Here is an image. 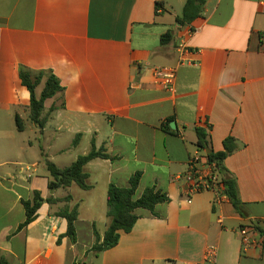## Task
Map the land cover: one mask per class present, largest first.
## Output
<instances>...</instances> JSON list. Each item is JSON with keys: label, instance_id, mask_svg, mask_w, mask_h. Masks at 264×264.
<instances>
[{"label": "crops", "instance_id": "0c3cea01", "mask_svg": "<svg viewBox=\"0 0 264 264\" xmlns=\"http://www.w3.org/2000/svg\"><path fill=\"white\" fill-rule=\"evenodd\" d=\"M185 3L0 0V260L202 264L207 248L215 246L217 264H264V8L260 0H208L202 18L181 26L177 18ZM182 44L188 52L180 62ZM164 66L176 67L173 92L154 75ZM21 67L52 71L65 88L64 108L51 114L43 130L30 119ZM50 101L55 99L46 101L45 112ZM197 127L208 130L212 152H222L227 138L236 140L224 164L227 179L237 183L240 208L212 191L188 203L182 176L198 149ZM28 130L34 140L20 137ZM93 142L111 159L86 165L90 189L73 184L50 190L47 161L67 168L89 154ZM136 173L137 198L155 186L170 201L157 206L159 216L137 210L133 230L97 255L91 251L94 226L103 237L111 222L108 188L128 187ZM75 186L82 190L78 196ZM36 191L53 201L19 229L26 219L23 201ZM75 206L74 243L58 213ZM246 227L257 243L250 248L240 235Z\"/></svg>", "mask_w": 264, "mask_h": 264}, {"label": "trees", "instance_id": "16d2710c", "mask_svg": "<svg viewBox=\"0 0 264 264\" xmlns=\"http://www.w3.org/2000/svg\"><path fill=\"white\" fill-rule=\"evenodd\" d=\"M208 0H186L182 14L177 18V22L181 26L192 24L205 14L206 4ZM170 37V33L164 36ZM20 78L23 86L30 92L31 103L29 106L31 121L41 130H43L49 120L51 114L59 108H64L62 102V95L65 88L62 86L60 79L52 72L47 70L33 71L25 67L20 68ZM43 86L40 94L37 93L38 88ZM50 99L60 100L61 105H52L50 111L45 113V103ZM16 125L19 131H24V122L19 115H16ZM80 135L77 136L74 145L79 142ZM196 146L202 151L211 150L208 130L204 127L196 128ZM237 149V142L233 137H229L224 141V150L222 152H212L207 155L209 163L214 165L216 170L222 175L225 194L232 202L233 206L240 208V200L238 195L237 183L233 178H228V170L225 167V159L235 152ZM111 159L106 153L105 149L97 150L93 142L92 150L89 154L80 156L69 167L60 169L54 163L47 161V168L50 172L51 180L49 182L50 190L54 191L59 188H68L73 184L78 185L81 189L88 190L89 175L85 171L86 165L96 159ZM141 181V173H136L130 178V185L128 187H119L111 184L107 191L108 216L111 219L110 225L102 237L94 226V236L96 238L95 244L91 251L97 255L115 248L121 237V232L130 233L140 216L137 210L144 209L150 211L154 216H159L156 208L160 204H165L170 201L169 196L158 190L155 186L147 188L141 197H136V192ZM71 200V197H67ZM47 201L52 203L53 199L44 200L40 192L36 191L34 198L29 201H23L26 212L25 222L19 229H23L38 216L42 204ZM58 216L64 217L68 222L67 236L72 242L77 241L76 222L79 218L78 206L70 209L67 208L58 213ZM261 235L264 237V229H259ZM0 264H10L5 258H1Z\"/></svg>", "mask_w": 264, "mask_h": 264}, {"label": "built area", "instance_id": "2783aa9c", "mask_svg": "<svg viewBox=\"0 0 264 264\" xmlns=\"http://www.w3.org/2000/svg\"><path fill=\"white\" fill-rule=\"evenodd\" d=\"M260 6L264 8V0H260ZM180 62L183 55L188 52L185 44L179 47ZM0 53H1V34H0ZM176 67L164 66L154 69V75L159 83L168 91H174V82L176 79ZM207 153L197 149L191 156L188 169L182 176L186 185V196L188 203L192 202V197L198 193L205 191L214 192L220 199H229L225 194V186L222 175L216 170L214 165L207 160ZM222 223V220L220 221ZM254 230L251 228H243L240 230L242 244L245 248L256 245L254 239ZM218 248L209 246L206 250L205 260L202 264H217ZM189 264V263H184Z\"/></svg>", "mask_w": 264, "mask_h": 264}, {"label": "rangeland", "instance_id": "374dc122", "mask_svg": "<svg viewBox=\"0 0 264 264\" xmlns=\"http://www.w3.org/2000/svg\"><path fill=\"white\" fill-rule=\"evenodd\" d=\"M39 88H41V86H40ZM51 103H54V104L57 105V106H60V105H61V101H60V100H55L54 102L50 101L49 104H48V108H47V110H46L45 113H48V112L50 111V108L52 107V106L50 107ZM54 104H53V105H54ZM5 128H6V129H9V126L6 125ZM20 137H23V138L26 139V140H34L35 135H34V133H32L30 130H28V131L26 132V134H23V135H21ZM75 187H76V188H75V190H72V193H73L75 196H78V192H79V191H82V190H81L80 188H78V186H75Z\"/></svg>", "mask_w": 264, "mask_h": 264}, {"label": "water", "instance_id": "95a60500", "mask_svg": "<svg viewBox=\"0 0 264 264\" xmlns=\"http://www.w3.org/2000/svg\"><path fill=\"white\" fill-rule=\"evenodd\" d=\"M171 126L174 127V128H176V124H175V123H172ZM206 153H207V154H211L212 151H211V150H208Z\"/></svg>", "mask_w": 264, "mask_h": 264}]
</instances>
